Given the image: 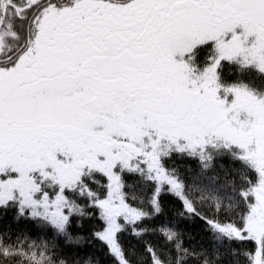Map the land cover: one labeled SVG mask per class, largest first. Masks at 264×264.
<instances>
[{
    "label": "snow or ice",
    "instance_id": "snow-or-ice-1",
    "mask_svg": "<svg viewBox=\"0 0 264 264\" xmlns=\"http://www.w3.org/2000/svg\"><path fill=\"white\" fill-rule=\"evenodd\" d=\"M0 264H264V0H0Z\"/></svg>",
    "mask_w": 264,
    "mask_h": 264
}]
</instances>
